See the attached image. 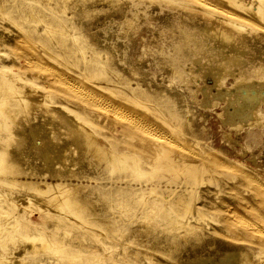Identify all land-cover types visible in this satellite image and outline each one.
<instances>
[{
	"label": "rangeland",
	"instance_id": "1",
	"mask_svg": "<svg viewBox=\"0 0 264 264\" xmlns=\"http://www.w3.org/2000/svg\"><path fill=\"white\" fill-rule=\"evenodd\" d=\"M262 2L0 0V102L16 113L12 122L0 110V264H228L246 253L264 264V98L259 121L229 116L248 91L240 70L264 83V12L242 7ZM61 21L63 42L48 30ZM205 24L235 36L224 52L244 65L219 87L203 60L180 75L169 57ZM68 114L144 174L77 147L57 126Z\"/></svg>",
	"mask_w": 264,
	"mask_h": 264
},
{
	"label": "bare ground",
	"instance_id": "2",
	"mask_svg": "<svg viewBox=\"0 0 264 264\" xmlns=\"http://www.w3.org/2000/svg\"><path fill=\"white\" fill-rule=\"evenodd\" d=\"M262 2V0H260ZM241 3V2H240ZM207 4V3H206ZM242 4V3H241ZM244 4V3H243ZM246 12L252 13V14H256V15H261L264 12V2L259 3V9L257 11H254L253 9H251L250 7H247L245 5L242 6ZM205 12H207L206 10H204ZM208 13V12H207ZM229 13V12H228ZM212 14V12L210 13ZM215 14V13H214ZM230 14V13H229ZM232 14V13H231ZM217 16V15H216ZM221 19V18H220ZM212 20V19H211ZM223 21L226 23V26L228 24V26H230L231 28H233L234 30H243L242 28V24L240 25L238 22H236L233 19L230 18H226L223 17ZM214 22V21H213ZM45 25V24H44ZM219 26V24H218ZM244 26V25H243ZM47 28V27H46ZM65 25L64 23L61 21V23H54V22H50L48 23V30L50 29L53 34L58 33L59 37L58 40L59 42H63L65 39ZM44 29V28H43ZM69 29V28H68ZM191 32V31H190ZM190 32H185L182 35V38L180 39V41L174 42L173 43V50L174 53L172 52L171 54H169L170 60H171V65L172 67H174V72L176 71L177 74L180 75H184V74H188L191 71L188 67H186V64L188 63H193L197 60H203L206 64H207V68L209 70V72H211L214 77H215V83L216 85H220L221 80L223 78L222 75H226L224 73L226 72H234L235 69V65H243V61L242 59H239V55L234 54V56L236 57H229L224 51V44H234L235 42V36L233 34H231L230 32H226L224 29L222 28H216L213 27L211 25L205 24L203 27H201V37L197 39H193V36ZM47 33V32H46ZM73 35V34H72ZM247 37V36H246ZM77 39V38H76ZM210 42V43H208ZM66 43V42H65ZM207 43V45L205 44ZM59 44V43H58ZM77 45V44H76ZM235 48V47H234ZM235 50V49H234ZM81 51V50H80ZM240 52V51H239ZM58 55V54H57ZM55 56V55H54ZM232 56V55H230ZM238 56V58H237ZM58 57V56H57ZM204 63V64H205ZM234 66V68H232ZM244 66V65H243ZM223 68V69H222ZM173 69V68H172ZM237 69V68H236ZM190 70V72H188ZM238 70V69H237ZM228 72V73H229ZM56 73V72H54ZM53 73V76H54ZM59 74V73H58ZM62 74V73H61ZM234 74V73H233ZM232 74V75H233ZM175 75V74H174ZM187 75V76H188ZM59 76V75H57ZM56 76V78H57ZM176 76V75H175ZM178 76V75H177ZM180 77V76H179ZM63 78H65L63 76ZM67 78V77H66ZM177 78V77H175ZM184 78V77H183ZM192 78V76H191ZM62 79V78H61ZM57 80V79H55ZM68 80V79H67ZM71 80V79H70ZM69 80V81H70ZM238 86L239 88L241 87H246L248 89L246 94H241L239 95L236 99H232V103L235 104L234 107V111L229 113V116L231 119L235 120L236 116H246L248 119H253L254 120H258V113L257 111H259V105H257V111H256V107L255 104L257 103V101L259 100V98H264V94L262 92L259 91V89H257V87H262L264 85H261V83H263L261 81L260 86L259 85H253L251 82H253L252 80L250 81L249 78H247V74L246 72L240 70V76H238ZM74 81V80H73ZM185 81V80H184ZM193 81V80H192ZM260 81V80H259ZM66 83V82H65ZM72 83V82H71ZM264 84V83H263ZM70 85V84H68ZM215 85V86H216ZM75 86V85H73ZM72 87V86H71ZM70 87V88H71ZM212 87V86H211ZM210 87V88H211ZM75 88H78L77 93H78V98L80 100H90L95 102L98 106H102V104H104L100 98H97V95H93L90 91V93H88L86 90H82V88H79L78 86ZM73 89V87L71 88ZM85 89V88H84ZM74 90V89H73ZM209 91V90H208ZM207 91V92H208ZM211 91V90H210ZM256 92V96L254 98H252L250 101H248L249 94L251 92ZM206 92V93H207ZM94 93V92H93ZM210 93V92H209ZM214 94V93H213ZM217 94H222L221 90H218ZM20 99V98H19ZM21 99H24V97H22ZM264 100V99H263ZM24 101V100H23ZM7 100L6 99H1L0 102V110L3 111V115L6 117V119L11 120L12 122L15 121V117H16V113L13 109H9L6 106ZM261 102V101H260ZM263 102V101H262ZM263 105V104H262ZM261 105V106H262ZM107 106V105H106ZM105 108L108 111H113L112 108H110L111 104L109 107ZM103 107V106H102ZM120 107V106H119ZM120 109V108H118ZM227 109V108H226ZM106 110V111H107ZM117 111V108H116ZM261 111V110H260ZM115 112V111H113ZM118 112V111H117ZM124 113V112H123ZM121 113V114H123ZM127 113V112H126ZM71 114V113H70ZM113 114V113H112ZM118 114V113H117ZM128 115V113H127ZM134 115V114H133ZM223 115V114H222ZM126 116V114H125ZM136 116V115H135ZM127 117V116H126ZM130 117V116H128ZM131 118V117H130ZM137 118V117H135ZM262 118V116L260 117ZM259 118V119H260ZM132 119V118H131ZM130 119V120H131ZM261 120V119H260ZM132 121V120H131ZM134 121V119H133ZM132 121V122H133ZM141 121V119H140ZM143 121V120H142ZM141 121V122H142ZM255 121V122H257ZM263 121V120H262ZM261 121V122H262ZM54 122V121H53ZM134 123V122H133ZM137 123V122H135ZM56 124V123H55ZM144 124H146L144 122ZM261 124V123H260ZM141 125V124H140ZM57 126L60 127H64V129H67L68 133L73 135V141L76 143V146L81 148L83 151L86 152H93L94 154L96 153L97 156H101L102 158H104L103 160L106 161V163L113 169H118V170H126V169H131L133 171L134 174L136 175H142L144 174V172L140 169L139 165H138V161L137 159H134L131 157V155L127 152H116L113 150H108L106 149L101 143L98 142V138L95 135V133L89 129L87 126H85L84 122H82L76 115H69L68 114V119L65 123H57ZM143 126V125H142ZM153 127V126H152ZM144 130V127H142ZM147 129V128H146ZM149 129V128H148ZM147 129V130H148ZM145 131V130H144ZM153 133V132H152ZM155 135V134H154ZM162 136V134H161ZM165 136V135H164ZM167 138V137H166ZM170 138V137H169ZM168 141V140H166ZM171 141V140H170ZM169 142V141H168ZM174 142V141H173ZM171 143V142H170ZM172 144V143H171ZM176 144V143H175ZM176 146V145H175ZM163 147V146H162ZM181 147V146H180ZM163 150V149H162ZM161 150V152H163ZM189 152V151H188ZM166 153V152H165ZM1 154H6L5 150H1ZM192 154V153H191ZM163 157V156H162ZM166 157V156H165ZM133 159L132 163H128V159ZM100 160V158H98ZM169 165V164H168ZM172 165V164H171ZM151 166V165H150ZM169 167V166H168ZM13 181V180H12ZM62 185V184H61ZM53 187L52 184L47 183V188L51 189ZM62 187V186H61ZM38 188V186H37ZM56 188V187H55ZM72 188V187H71ZM263 188V187H262ZM39 189V188H38ZM67 190V192H71L73 191L70 188H65ZM37 190V189H36ZM40 190V189H39ZM69 190V191H68ZM58 193V192H57ZM56 194V193H55ZM55 194H53L52 196H54ZM58 195V194H57ZM57 195H55L54 197H56ZM57 198V197H56ZM55 198V199H56ZM59 198V197H58ZM57 198V199H58ZM52 199V198H51ZM64 199V198H63ZM45 200V199H44ZM49 200V199H48ZM66 204L68 205V208H73L72 206H75L76 204H78L77 200L74 199H69L66 198ZM65 203V201H63ZM62 203V202H61ZM60 203V205H61ZM57 204V203H56ZM263 204V203H262ZM261 205V204H260ZM264 205V204H263ZM58 206V205H57ZM63 206H65V204H63ZM64 208V207H63ZM66 208V207H65ZM182 208V207H181ZM76 210V209H74ZM73 210V211H74ZM252 210V209H251ZM255 211V210H254ZM77 212V211H75ZM150 212V211H149ZM64 213V212H63ZM185 213V212H184ZM67 215V214H66ZM78 215V213H77ZM232 216L231 214H227ZM79 216V215H78ZM258 216V215H257ZM80 217V216H79ZM244 217L246 218L247 216L244 215ZM248 218V217H247ZM234 219V218H233ZM230 219L231 222H233L234 220ZM86 220V219H85ZM228 220V219H227ZM226 220V221H227ZM233 220V221H232ZM81 221V220H80ZM228 222V221H227ZM230 223V222H229ZM252 223V222H251ZM93 224V223H92ZM181 224V223H180ZM234 224V223H233ZM245 224V223H244ZM260 224V222H259ZM95 225V224H94ZM228 225V224H226ZM231 225V223H230ZM229 225V226H230ZM225 226V225H224ZM232 226V225H231ZM228 227V226H225ZM2 228V227H1ZM228 230V229H227ZM233 230V229H232ZM234 231V230H233ZM237 231V230H236ZM253 231V230H252ZM263 234V232H261ZM239 236V234H237ZM249 236V235H248ZM246 236V237H248ZM230 238V236H228ZM236 237V236H235ZM244 237V236H243ZM29 238H32V240H37L39 237L37 235H29ZM231 238H233L231 236ZM238 238V236H237ZM245 238V237H244ZM249 238V237H248ZM247 238V239H248ZM252 238V237H251ZM41 239V238H39ZM48 239V238H47ZM239 239V238H238ZM242 239V237H241ZM250 239V238H249ZM44 240V239H43ZM249 241V240H248ZM256 242V241H255ZM246 256H243V258L241 259L240 263H228V264H255L254 259L250 256H248V254H245ZM259 255V254H258ZM261 256V255H260Z\"/></svg>",
	"mask_w": 264,
	"mask_h": 264
}]
</instances>
